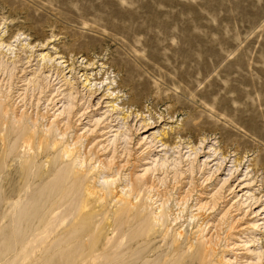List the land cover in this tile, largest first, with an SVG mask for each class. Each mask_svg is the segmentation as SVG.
<instances>
[{
	"label": "rangeland",
	"instance_id": "rangeland-1",
	"mask_svg": "<svg viewBox=\"0 0 264 264\" xmlns=\"http://www.w3.org/2000/svg\"><path fill=\"white\" fill-rule=\"evenodd\" d=\"M0 264H264V0H0Z\"/></svg>",
	"mask_w": 264,
	"mask_h": 264
}]
</instances>
